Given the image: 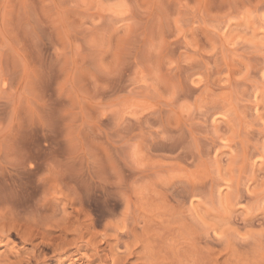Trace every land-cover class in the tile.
Masks as SVG:
<instances>
[{"label":"rangeland","instance_id":"1","mask_svg":"<svg viewBox=\"0 0 264 264\" xmlns=\"http://www.w3.org/2000/svg\"><path fill=\"white\" fill-rule=\"evenodd\" d=\"M114 246L264 264V0H0V264Z\"/></svg>","mask_w":264,"mask_h":264},{"label":"bare ground","instance_id":"2","mask_svg":"<svg viewBox=\"0 0 264 264\" xmlns=\"http://www.w3.org/2000/svg\"><path fill=\"white\" fill-rule=\"evenodd\" d=\"M75 215H77V217H78L79 213L76 212ZM56 228L60 229V225L56 224ZM59 234H60V237H59L60 239L61 238H67V235H68L66 233V231H65V228L60 229ZM58 251H59V249H55V252H58ZM107 253L110 254L109 261H108V263H110V264H134V263L131 262L130 259L133 258L134 256H136L135 255V249L134 250L133 249L132 250H127L123 254L122 253L118 254L117 253V248H116V246H114V247H110L108 249Z\"/></svg>","mask_w":264,"mask_h":264}]
</instances>
